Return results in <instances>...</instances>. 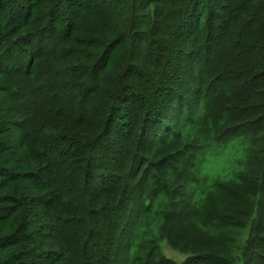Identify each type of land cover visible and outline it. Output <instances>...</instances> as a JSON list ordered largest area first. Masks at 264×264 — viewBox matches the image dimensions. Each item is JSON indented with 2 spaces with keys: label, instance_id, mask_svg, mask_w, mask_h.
Returning a JSON list of instances; mask_svg holds the SVG:
<instances>
[{
  "label": "trees",
  "instance_id": "1",
  "mask_svg": "<svg viewBox=\"0 0 264 264\" xmlns=\"http://www.w3.org/2000/svg\"><path fill=\"white\" fill-rule=\"evenodd\" d=\"M0 264H264V0H0Z\"/></svg>",
  "mask_w": 264,
  "mask_h": 264
},
{
  "label": "rangeland",
  "instance_id": "2",
  "mask_svg": "<svg viewBox=\"0 0 264 264\" xmlns=\"http://www.w3.org/2000/svg\"><path fill=\"white\" fill-rule=\"evenodd\" d=\"M231 148L232 147L230 145H228L226 147H223L220 150H219V148L214 150V152L209 154L210 155V159L214 158L212 160V162H210V163H216V165H218V166L224 165L225 161H228V157L232 153ZM214 160H215V162H214ZM203 169L205 171L209 172V173L214 171L213 166L211 164H209V163L207 165H205ZM162 249H163L164 254L167 257H169V258H171V259H173V260H175L177 262H179V261L184 259L183 254H181L179 252H176V251H173L167 244H163L162 245Z\"/></svg>",
  "mask_w": 264,
  "mask_h": 264
}]
</instances>
